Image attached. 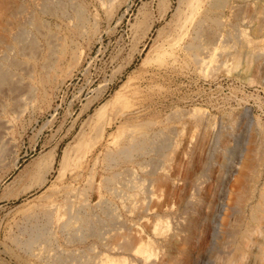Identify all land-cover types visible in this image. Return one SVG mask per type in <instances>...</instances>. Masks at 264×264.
I'll return each mask as SVG.
<instances>
[{
	"label": "rangeland",
	"instance_id": "obj_1",
	"mask_svg": "<svg viewBox=\"0 0 264 264\" xmlns=\"http://www.w3.org/2000/svg\"><path fill=\"white\" fill-rule=\"evenodd\" d=\"M12 1L23 0H9ZM78 1L92 12L96 24L93 26L91 21L86 33L72 37L74 44H69L73 49H68L58 71L52 70L51 79L43 82V68L38 66L37 98L21 101L24 92H20L15 101L11 94L0 93V102L5 106L0 120L8 128L6 151L0 157V264H24L22 258L35 261L21 251L17 242L20 237H27L22 228L28 226L30 218L43 206L54 204L59 215L56 241L45 247L42 256L65 252L70 254L71 259L67 258L71 262L63 258L54 259L53 263L71 264L73 260L72 264H83L78 256L84 245L77 239L69 240L67 232L61 233L59 223L66 221L69 212L84 201L96 212L101 198H106L110 207L117 203L103 188L101 179L114 169L105 153L117 147L113 140L122 125L123 129H133L137 122L151 120L155 123L152 129L170 139L171 146L159 158V175L163 179H157L151 202L157 204L156 212L170 214L173 226L178 218L186 216L184 198L192 192V183L203 178L212 156L222 161V154L216 150L229 141L225 130L242 133L246 106L256 123L248 133L241 165L228 188L236 187L238 178L244 181L246 177H255L257 165L264 162L263 59L251 61L248 54L240 51L243 47H239L237 51H219L221 55L214 56L218 61H210V67L204 70L191 64L188 54L179 49L194 35L191 23L181 27L186 23L189 8L198 7H191L189 0H115L111 5L101 4L100 0ZM206 2L203 0L201 6ZM251 3L252 0H232L233 7L231 11L226 9L224 21L237 24L232 13L242 10L244 21L239 23L249 28ZM1 8L0 4V36L8 41L3 27L7 26L9 16ZM261 44L264 46V40ZM219 59L224 60L222 64ZM218 62L221 65H215ZM7 88L3 85L0 91ZM121 110L129 118L126 124ZM216 165L205 182L206 189L216 180ZM204 188L199 190L201 194ZM161 203L167 206L161 207ZM209 232L207 224L202 235L189 240L195 261L192 264H212L214 257L206 251Z\"/></svg>",
	"mask_w": 264,
	"mask_h": 264
},
{
	"label": "bare ground",
	"instance_id": "obj_2",
	"mask_svg": "<svg viewBox=\"0 0 264 264\" xmlns=\"http://www.w3.org/2000/svg\"><path fill=\"white\" fill-rule=\"evenodd\" d=\"M202 1L189 0L191 7H198L195 10L189 8L188 17L184 21L186 23L181 26L184 27L187 23L193 26L192 39H187L179 48L188 54L191 64L204 70L210 67L209 62L215 59L214 56L219 51H237L239 47H243L240 51L244 52L243 55L248 54L251 61L255 58L263 59L261 69L264 73V46L261 44L264 40V0H252L253 12L248 20L251 22V26L248 24L249 28L239 23L242 19L244 21L242 10H234L232 13L237 24L224 21L226 9L231 11L233 7L232 0H207L201 6ZM113 2L115 0H100L101 4L106 5ZM10 3L9 0H0L1 10L7 11L9 16L3 31H7L10 40L5 41L0 36V87L8 86L7 90L0 93L4 96L11 94L17 101L18 95L24 92L20 97L21 101L31 102L37 98L39 91L35 84L38 66L43 68L42 81L51 79L52 70L58 71L68 49L72 48L69 44H74L72 37L76 33H86L87 24L92 21L95 26L96 20L86 5L78 0H23L20 3L13 2L9 5ZM67 36L71 38L70 41ZM168 51L172 53L174 49ZM214 61H218L217 57ZM249 61L250 59L247 63ZM218 64L219 62L215 65ZM103 106L101 104L100 108ZM4 110L5 106L1 103L0 114ZM120 115L124 116L123 123L126 124L129 118L125 115V110H121ZM242 119V133L237 135L233 130H225L229 141L223 147L218 146L219 150L215 149L222 154V161L219 162L212 156L205 174L201 176L203 178L195 183L191 182L192 192L184 198L183 203L186 216L181 220L175 219L174 226L171 224L170 214L156 212L157 204L154 202L153 205L151 202L157 179H163L159 175V158L171 146L170 139L164 133L161 134V131L153 130L152 125L155 123L151 120L136 121L133 129H123L125 125H122V130L116 136L112 135L117 147L109 148L105 153L114 169L111 175L101 179L103 188L111 193L117 203L110 207L107 199L101 198L97 203L99 211L96 212L84 201L74 212L67 214L66 221L59 223L61 233L67 232L65 234L69 240L77 239L84 245L78 256L83 264H192L195 261L192 249L188 247L189 240L202 235L207 224L210 232L205 250L209 252L207 254L212 253V264H264V162L257 165L255 177H246L244 181L238 178L236 187L228 188L232 175L241 165L248 133L256 123L249 106L244 107ZM7 129L6 122L0 120V157L6 151ZM215 164L219 166L216 180L211 181V187L206 189L205 182L209 180ZM202 187L206 190L201 194ZM54 205L43 206V209L30 218L29 224L25 223L28 226L23 225L22 229L27 232V237L19 236L17 243L24 254L35 259L30 261L22 258L24 264H38L37 261L39 264H52L54 259H71L70 254L65 252L42 256L45 247L56 241L54 232L59 215ZM165 205L167 206L161 203L160 206ZM142 220L144 224L141 223ZM70 259L68 260L71 262Z\"/></svg>",
	"mask_w": 264,
	"mask_h": 264
}]
</instances>
